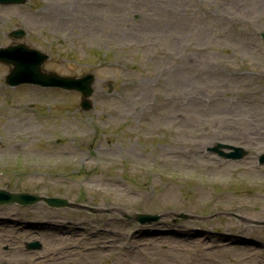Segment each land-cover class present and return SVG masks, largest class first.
<instances>
[{
  "label": "rangeland",
  "instance_id": "374dc122",
  "mask_svg": "<svg viewBox=\"0 0 264 264\" xmlns=\"http://www.w3.org/2000/svg\"><path fill=\"white\" fill-rule=\"evenodd\" d=\"M22 26L47 69L94 75L93 108L78 91L6 89L0 64V188L75 204L0 205L56 227L10 237L0 226V264H264V0H27L0 6V47ZM217 142L246 154L207 152ZM177 212L195 219L174 223ZM136 213L168 216L141 224ZM38 239L42 249L25 247Z\"/></svg>",
  "mask_w": 264,
  "mask_h": 264
},
{
  "label": "water",
  "instance_id": "95a60500",
  "mask_svg": "<svg viewBox=\"0 0 264 264\" xmlns=\"http://www.w3.org/2000/svg\"><path fill=\"white\" fill-rule=\"evenodd\" d=\"M16 34V33H15ZM48 58L47 55L41 53L39 50L28 48L26 45L19 47H8L0 50V61L13 65L11 74L8 76L9 80L14 83L22 81H33L44 85L61 86L68 89H78L83 94V105L89 106L87 97L91 91L87 89L83 81L79 79L62 77L54 73H46L42 71V65ZM6 198V203L19 202L22 204L36 203L39 201H46L49 205L55 207H63L69 205V202L60 198L40 197L37 195L20 194V193H7L0 190V201ZM145 220L146 216H138ZM158 217H153V219Z\"/></svg>",
  "mask_w": 264,
  "mask_h": 264
},
{
  "label": "bare ground",
  "instance_id": "6f19581e",
  "mask_svg": "<svg viewBox=\"0 0 264 264\" xmlns=\"http://www.w3.org/2000/svg\"><path fill=\"white\" fill-rule=\"evenodd\" d=\"M70 240V239H69ZM242 247V250L245 249V246H241ZM74 248H77V253H80L81 256L83 257H86L88 255V252H91V249L88 248L87 246H77V247H74ZM114 248V247H113ZM248 251H250L251 253L249 254V260H251L253 257L256 256L257 254V250L253 249V248H250L248 249ZM103 253L104 251L102 250H99L97 252H94V254L96 253Z\"/></svg>",
  "mask_w": 264,
  "mask_h": 264
}]
</instances>
